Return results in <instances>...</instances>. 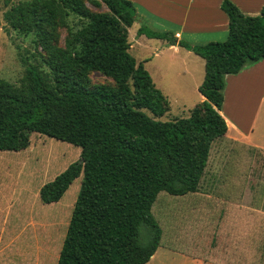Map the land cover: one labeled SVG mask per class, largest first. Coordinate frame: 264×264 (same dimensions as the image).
Segmentation results:
<instances>
[{
	"label": "trees",
	"instance_id": "1",
	"mask_svg": "<svg viewBox=\"0 0 264 264\" xmlns=\"http://www.w3.org/2000/svg\"><path fill=\"white\" fill-rule=\"evenodd\" d=\"M33 0L6 13L21 33H36L50 74L28 67L19 89L0 78V151H22L33 134L81 149L71 164L40 189L43 204L57 203L82 176L57 264H147L160 248L163 229L152 209L158 195L197 193L215 140L228 131L220 114L225 76L264 59V7L244 14L231 0L227 39L179 46L205 61L199 92L205 100L188 117L160 119L169 99L143 62L130 53L129 29L138 21L130 0ZM86 21L59 46L70 14ZM138 36L176 44L172 33L142 25ZM99 73L108 81L93 84ZM148 228L147 242L141 239Z\"/></svg>",
	"mask_w": 264,
	"mask_h": 264
},
{
	"label": "rangeland",
	"instance_id": "2",
	"mask_svg": "<svg viewBox=\"0 0 264 264\" xmlns=\"http://www.w3.org/2000/svg\"><path fill=\"white\" fill-rule=\"evenodd\" d=\"M31 1L0 0V78L19 89L27 82L28 67L50 74L36 33H21L6 19L14 7ZM86 3L99 11L90 0ZM85 24L70 13L59 28L58 45L64 46L68 34ZM138 30L139 24L129 29L130 53L146 62L156 86L163 68L169 81L177 71L172 53L157 58L160 46L146 37L139 42ZM91 79L93 84L108 81L99 73ZM168 99L171 111L161 121L188 117L199 103L194 93L186 107L172 96ZM229 140L213 142L197 193L158 195L152 212L163 237L147 264H264V155H237ZM80 155L79 147L41 134L32 135L26 150L0 151V264H57L82 176L57 203L43 204L40 189L79 161ZM148 236V228L142 227V241L147 242Z\"/></svg>",
	"mask_w": 264,
	"mask_h": 264
},
{
	"label": "crops",
	"instance_id": "3",
	"mask_svg": "<svg viewBox=\"0 0 264 264\" xmlns=\"http://www.w3.org/2000/svg\"><path fill=\"white\" fill-rule=\"evenodd\" d=\"M130 1L135 5L138 15V21L134 25L139 24V29L145 25L155 32H169L176 38V44L169 45L163 39L138 36L139 42L146 37L160 46L157 48V58L161 53H172L177 71L168 81L163 68L164 74L157 76V87L167 98L172 96L183 105L187 104L192 93L197 96L196 101H204L199 87L205 77V61L178 43L183 41L194 46L225 41L229 32V18L221 9L223 0ZM231 1L250 16L260 14L264 7V0ZM137 42L138 40L136 44ZM145 63L143 61L144 66ZM145 69L147 70L146 66ZM150 76L152 77L151 74ZM169 82L176 83L177 86H169ZM223 93L224 103L220 114L228 125L224 138H230L237 155H264V59L247 63L237 74L226 75ZM154 257L155 255L151 259Z\"/></svg>",
	"mask_w": 264,
	"mask_h": 264
}]
</instances>
